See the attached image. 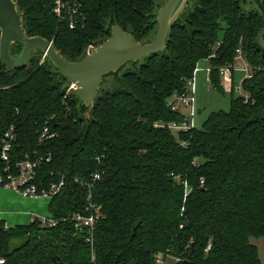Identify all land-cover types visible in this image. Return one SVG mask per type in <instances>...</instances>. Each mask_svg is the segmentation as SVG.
Here are the masks:
<instances>
[{"label": "trees", "instance_id": "obj_1", "mask_svg": "<svg viewBox=\"0 0 264 264\" xmlns=\"http://www.w3.org/2000/svg\"><path fill=\"white\" fill-rule=\"evenodd\" d=\"M13 1L26 36L72 63L109 40L113 26L151 42L167 2L63 0L62 19L55 0ZM263 29L264 0H189L165 50L106 77L90 107L42 52L15 70L0 61V170L39 160L40 189L64 182L51 198L55 226L0 222V264H261L251 238L264 237ZM22 50L14 43L10 53ZM204 60L212 90L230 94L231 108L174 132L190 119L171 101L190 92ZM239 60L249 67L247 96L235 93ZM224 69L233 74L228 92ZM45 128L55 136L41 142ZM78 215L99 217L92 236L76 229Z\"/></svg>", "mask_w": 264, "mask_h": 264}, {"label": "water", "instance_id": "obj_2", "mask_svg": "<svg viewBox=\"0 0 264 264\" xmlns=\"http://www.w3.org/2000/svg\"><path fill=\"white\" fill-rule=\"evenodd\" d=\"M188 1L167 0L159 8L158 31L151 42L140 44L134 35L125 33L119 26H113L109 40L90 49L79 62L72 63L61 56L51 42L41 37H27L17 5L13 0H0V61L8 69L15 70L26 67L35 52H42L61 71L79 99L86 107H90L106 77L120 72L130 63L140 62L165 50L169 33L186 10ZM263 38L264 29L258 38L262 49ZM14 43L23 45V50L17 57L10 53ZM138 226L135 225L134 233Z\"/></svg>", "mask_w": 264, "mask_h": 264}, {"label": "built area", "instance_id": "obj_3", "mask_svg": "<svg viewBox=\"0 0 264 264\" xmlns=\"http://www.w3.org/2000/svg\"><path fill=\"white\" fill-rule=\"evenodd\" d=\"M64 8V2L63 0H55V14L57 17L62 18V12ZM75 11H70L68 17L69 19V26L71 29L76 28V22H75ZM45 59V56H44ZM237 68V67H236ZM235 68V69H236ZM239 69V68H238ZM248 69L246 68V71ZM249 77V70L247 71ZM209 73V71H208ZM222 75L225 76L226 80L232 79V71L231 69H224L222 71ZM230 76V77H228ZM232 84V83H231ZM190 89L189 93L183 96L175 97L171 101L172 109L175 111H182V108L185 107L190 110V114L188 115L190 119V124L187 122L182 123L181 125L173 124L171 125V130L174 132L182 131V130H188L190 127H194V89H195V80L190 83ZM73 88H71L72 90ZM231 89V88H230ZM75 90V89H73ZM14 129H11L6 135L5 138L2 141V150H1V159L4 163H9L11 158V153L14 150V143H15V134ZM54 134L49 133V129L45 128L40 136V141L45 142L48 139L54 137ZM40 165L39 160H30L26 159L16 166V171L14 172L11 168V166L7 165L4 169L0 170V189H11L19 193L25 198H52L55 195H57L63 185L64 182L61 181L59 183H54L50 186L48 190L46 189H40L35 181L37 179L38 173V167ZM97 179H100V176H97ZM203 184V182H201ZM98 216L90 215V216H82L78 215L75 217V227L80 232H87L89 236L93 235V231L95 229V224L98 220ZM43 226H55V222L51 219L49 220H43ZM3 263V261H1ZM157 264H165V261L162 258H159L157 260Z\"/></svg>", "mask_w": 264, "mask_h": 264}, {"label": "rangeland", "instance_id": "obj_4", "mask_svg": "<svg viewBox=\"0 0 264 264\" xmlns=\"http://www.w3.org/2000/svg\"><path fill=\"white\" fill-rule=\"evenodd\" d=\"M249 2L253 0H248ZM44 59V56H43ZM142 63V62H141ZM131 67V64L127 65L123 70ZM239 68V69H238ZM249 70L247 63L243 60H239L237 63V68L235 69V87H236V96H247L242 88V82L245 77L248 75ZM210 63L206 60L201 61L198 65V69L195 76V89H194V126L197 128H201L202 124L206 120V118L215 111H226L228 112L231 108V95L226 94L223 95L212 90L209 83V71ZM233 76V75H232ZM230 77V76H228ZM223 86L226 91H230L231 88V80H226L225 76L222 75ZM182 112L186 115L190 114V110L183 107ZM51 199V198H50ZM251 243L258 248L259 257L261 264H264V237L260 238H251ZM172 262V259L170 260Z\"/></svg>", "mask_w": 264, "mask_h": 264}, {"label": "crops", "instance_id": "obj_5", "mask_svg": "<svg viewBox=\"0 0 264 264\" xmlns=\"http://www.w3.org/2000/svg\"><path fill=\"white\" fill-rule=\"evenodd\" d=\"M50 203V198H25L14 190L0 189V222L15 227L30 225L34 219L49 220Z\"/></svg>", "mask_w": 264, "mask_h": 264}]
</instances>
